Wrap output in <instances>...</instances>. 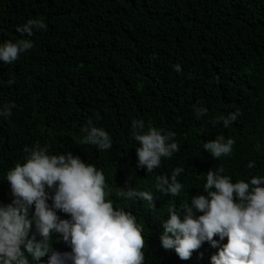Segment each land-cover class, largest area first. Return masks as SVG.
<instances>
[{
  "label": "trees",
  "instance_id": "16d2710c",
  "mask_svg": "<svg viewBox=\"0 0 264 264\" xmlns=\"http://www.w3.org/2000/svg\"><path fill=\"white\" fill-rule=\"evenodd\" d=\"M30 19H43L47 30L18 33ZM21 38L32 49L12 64L0 61V112L15 105L10 116L0 115V206L13 199L6 176L25 162L24 148L48 145L49 155L70 152L103 171L114 208L132 213L143 227L144 264H210L219 247L204 242L182 261L159 236L169 207L207 195L209 170L222 167L233 183L264 177V0H0V45ZM197 107L207 109L199 119ZM236 112L229 127L212 124ZM89 120L109 134L111 149L81 142ZM134 120L144 121L143 131L175 133L179 145L150 174L137 167ZM218 136L235 140L230 156L212 158L204 150ZM178 167L179 196L156 191V176H171ZM117 187L151 191L154 207L117 197ZM51 242L44 257L25 251L28 264H47L53 251L71 252L59 234Z\"/></svg>",
  "mask_w": 264,
  "mask_h": 264
},
{
  "label": "clouds",
  "instance_id": "9594fccd",
  "mask_svg": "<svg viewBox=\"0 0 264 264\" xmlns=\"http://www.w3.org/2000/svg\"><path fill=\"white\" fill-rule=\"evenodd\" d=\"M34 30H47L43 19H30L16 28L26 37H31ZM32 47L29 39L5 41L0 45V61L12 64ZM174 70L182 71L179 64L174 65ZM14 107L6 105L0 115L10 116ZM195 112L199 119L206 115L207 109L197 107ZM238 115V112L221 115L212 124L222 121L227 128ZM132 128L133 139L139 145L135 149L137 167L145 168L147 174L161 166L162 158H171L179 151L173 132L157 128L143 131V120L132 121ZM82 131L86 133L82 143L95 145L102 151L111 149L109 134L92 126L91 120ZM234 144V139L225 142L223 136H218L204 143L203 148L218 159L230 156ZM24 152L28 153L25 162L16 164L6 176L13 199L10 204L0 206V264H28L25 251L33 259L44 257L51 250L54 233L71 247V252L53 251L47 264H144L143 227L132 213L114 208L108 199L112 189L103 171L70 152L49 155L48 145L25 147ZM248 167L254 164L249 163ZM182 172L183 168L178 167L171 176H156V191L178 197L183 185L177 177ZM223 172L222 167L207 172L204 185L207 195L194 196L190 203L185 202L179 208L175 205L168 208V218L159 236L161 246L165 250L174 249L180 260L187 261L208 242L213 248L219 247L210 264H264V187H261L264 177L253 176L250 182L233 183L229 176L221 175ZM49 190L54 194L50 196ZM115 194L128 200L147 201L154 207L151 191L117 187ZM49 199L51 206L47 203ZM57 211L70 219H60ZM194 212L203 214L195 216ZM33 226L35 233L30 236ZM215 236L221 241L227 238V243L220 246L213 239Z\"/></svg>",
  "mask_w": 264,
  "mask_h": 264
}]
</instances>
